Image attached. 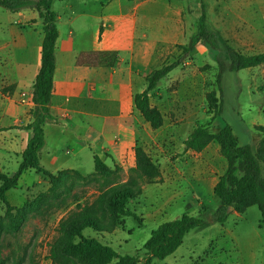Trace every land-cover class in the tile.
<instances>
[{
	"label": "crops",
	"instance_id": "0c3cea01",
	"mask_svg": "<svg viewBox=\"0 0 264 264\" xmlns=\"http://www.w3.org/2000/svg\"><path fill=\"white\" fill-rule=\"evenodd\" d=\"M186 1H53L58 31L49 103L53 119L43 126L44 146L39 153L40 164L46 170L54 173L75 169L90 174L94 169L86 173L83 161L93 163V156L97 155L109 167L120 168L121 181L128 178L135 166L134 146L141 127L133 94L143 90L144 76L163 64L159 62L173 46L184 44L191 37L192 29L185 14ZM188 3L190 9L195 8L196 12L197 7L200 9V1ZM204 3L206 26L211 14L213 18V26H207L211 33L214 31L234 49L264 52V0H204ZM5 10L10 14L0 26V170L8 172L6 168L10 162L19 163L20 154L31 136L24 126L30 121L29 112L33 107L31 90L40 67L43 29L36 10ZM198 50L204 51L202 44L196 45L194 51ZM90 51H115L118 61L111 67L78 64L77 56ZM259 67L264 74V65ZM187 79V76L181 77L180 82L185 83ZM193 101L191 96L175 99L178 104ZM171 109V116L175 118V109ZM189 119L178 124H165L164 121L155 129L162 130L165 126L175 137L171 139L174 143L169 145L168 155L156 161L160 170L158 180L144 183L142 194L130 202L138 204L141 201L145 205L146 220L162 223L182 213L198 215L200 208L206 206L201 198L214 195V186L227 167L214 141L199 152L185 148L184 140L197 122L194 114ZM143 128L150 129L146 122ZM180 134L184 136L177 137ZM143 148L148 153L147 147ZM32 171H25L18 180L22 179L27 194L31 182L43 183V177L35 171V180L22 178ZM21 195H25L24 192ZM222 236L209 239V244L217 246ZM134 257L138 264L142 255ZM249 257L253 262L254 254Z\"/></svg>",
	"mask_w": 264,
	"mask_h": 264
},
{
	"label": "trees",
	"instance_id": "16d2710c",
	"mask_svg": "<svg viewBox=\"0 0 264 264\" xmlns=\"http://www.w3.org/2000/svg\"><path fill=\"white\" fill-rule=\"evenodd\" d=\"M54 0H0V6L9 11H19L32 8L37 12V19L42 25L43 39L40 49V67L32 84L33 107L30 109V121L24 126L31 132L18 163L12 172L0 170V237L2 232L16 234L20 231L21 222L27 214L42 216L53 207L52 198L58 196V190L66 188L72 178L85 179L83 174L75 169H61L56 172L46 170L39 160V153L44 146L43 126L53 119L49 103L53 91V76L55 71V44L57 40V14L52 8ZM200 1V15L197 19V31L181 46V57L172 62H165L152 69L144 76V88L133 94V105L141 118L151 129H158L164 119L161 111L151 104L150 98L157 89L161 79L178 67L191 54L196 44L202 41L211 51L214 49L212 34L206 26V7L204 0ZM217 39L226 50V61L218 55L214 60L218 65L216 83L219 85L221 74L225 71L237 72L249 67L264 65V52L247 53L234 49L219 35ZM212 53V52H211ZM118 61L115 51H90L77 56V63L88 66L111 67ZM221 96L210 91L206 94L208 113L213 119L220 115L222 109ZM211 118L206 123L193 126L184 140L186 149L199 152L211 142L219 145V152L227 162V167L214 186V197L217 207L206 219L203 213L206 206L200 208L198 215L182 213L172 220L160 223L144 242L142 263L150 264L154 258L164 259L173 253L183 242L185 235L191 231L207 228L212 223L223 224L230 212L243 213L248 207L257 205L261 219L259 226L264 225V126L256 125L259 139L253 146L239 145L229 125L219 130L211 129ZM135 166L133 174L124 182L107 180L112 173L97 155L93 156L94 173L104 178L97 194L92 200H85L69 209L58 220L56 236L48 243L47 257L51 264H137L136 258L129 254L120 255L111 246L96 238L85 237L83 230L91 228L97 232H113L123 228L125 217L135 216L128 206L142 194L140 182H156L160 176L159 165L139 145L134 146ZM27 170L36 173L49 181V195L42 194L31 201H26L21 207L12 205L7 192L17 186L19 177ZM140 180V182H139ZM205 210V211H204ZM22 257L16 264H20Z\"/></svg>",
	"mask_w": 264,
	"mask_h": 264
},
{
	"label": "rangeland",
	"instance_id": "374dc122",
	"mask_svg": "<svg viewBox=\"0 0 264 264\" xmlns=\"http://www.w3.org/2000/svg\"><path fill=\"white\" fill-rule=\"evenodd\" d=\"M190 1L198 2L199 0ZM190 1H186L185 14L189 28L192 29V35L197 30L200 9L197 7V12L195 8L190 9V3H188ZM9 14L10 12L0 6V26L5 24L6 17ZM208 25L209 27L213 26L212 14ZM212 34L215 35L213 39L214 49L211 51L202 41H200V44L197 43V46L203 45L204 51L192 52L176 68V71L171 73L169 77L161 79L157 89L151 96V102L152 104L159 102L158 106L155 105L159 107L165 124L170 122L178 124L187 120V118H191L193 114L197 117V122L194 125L209 121L211 118V129L219 130L227 124L237 137L239 145L253 146L257 143L256 138L259 136V133L254 129V124L264 125L263 70L259 66L251 70L242 69L237 72L225 70L221 74L218 85L215 80L218 65L214 57L218 55L223 61H226L224 59L227 52L223 44L217 39V34L214 31H212ZM188 39L184 44L173 46L171 52L159 63L172 62L181 57V46L186 45ZM184 76H187V82H180V78ZM196 80L197 82H195ZM210 91H214L217 96H221L222 109L220 115L215 119H213L211 113H208L206 94ZM179 96L187 98L191 96L194 101L189 104H178L175 99ZM173 107L174 112L177 114L175 118L171 116V108ZM139 117L141 118L140 115ZM189 120L191 122V119ZM144 122L141 118L140 136L136 145L147 147L151 159L158 161L162 159V156L168 155L169 145L174 143L171 139L175 136L168 133L165 126L162 127V130H154L151 129L148 123L150 129L145 131L143 128ZM183 136V134H180L177 137L181 138ZM83 165L86 173L94 169L93 163L89 164L87 160L83 161ZM17 166L18 164L15 161L10 162L6 170L13 172L17 169ZM111 169L112 173L107 180L124 182L120 179V168L114 166ZM133 169L129 171L128 178L134 175ZM36 176V173L32 171L22 178L32 181L36 179ZM83 176H85V179L72 178L68 180L66 188L59 189V195L52 198L53 207L44 212V215L27 214L25 220L21 222L20 231L16 234L2 232L0 237V264H16L20 257H22L20 264H51L50 259L47 257L48 243L56 236L58 220L66 211L74 208L76 204H81L85 200H92L104 182V178L94 172L83 174ZM21 180L18 181L17 188L10 189L7 192L8 200L11 203H20L14 206L21 207L26 201H31L42 194L49 195L50 185L46 178L43 177V183L41 184L31 182L28 194ZM144 183H146L144 180L140 182L141 185ZM22 192L25 195H21ZM201 200L207 207L203 216L209 219L210 213L217 207L218 201L213 194L210 196L204 195ZM194 201L196 202V200ZM128 206L135 210L137 217H125L124 228H117L110 233L97 232L91 228H86L82 232L83 235L96 238L100 242L111 246L120 255H143L142 246L144 242L160 222L145 219L146 208L141 201L138 204L130 203ZM0 212L2 213L1 210ZM173 217L170 216L165 220L174 219ZM260 219L261 214L257 205L247 208L242 214L232 211L223 224L212 223L210 228L187 233L182 244L172 255L164 259L154 258L150 264H263L264 226L259 227ZM216 235L223 236L219 237L220 240L217 246L216 244L210 245L209 239L214 238ZM194 241L196 244H194ZM221 248L222 250H220ZM252 253L254 254L253 262L249 259ZM138 260V264H141L142 257H139Z\"/></svg>",
	"mask_w": 264,
	"mask_h": 264
},
{
	"label": "built area",
	"instance_id": "2783aa9c",
	"mask_svg": "<svg viewBox=\"0 0 264 264\" xmlns=\"http://www.w3.org/2000/svg\"><path fill=\"white\" fill-rule=\"evenodd\" d=\"M21 96L24 97L25 96V93H21ZM22 101H23V99H22Z\"/></svg>",
	"mask_w": 264,
	"mask_h": 264
}]
</instances>
